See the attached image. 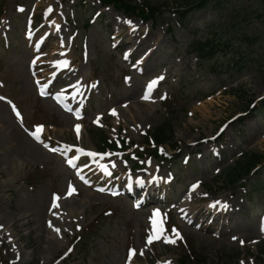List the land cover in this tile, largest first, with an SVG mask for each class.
I'll list each match as a JSON object with an SVG mask.
<instances>
[{"label": "rangeland", "instance_id": "1", "mask_svg": "<svg viewBox=\"0 0 264 264\" xmlns=\"http://www.w3.org/2000/svg\"><path fill=\"white\" fill-rule=\"evenodd\" d=\"M32 1L35 0H6V3L8 6L20 2L31 5L30 2ZM232 1L235 5L245 2V0ZM147 2L162 7L165 5L166 1L147 0ZM259 6L261 7L260 4ZM259 6L257 7L260 8ZM88 7L89 6H80L76 10L77 21L81 24L86 22L91 17V14L87 20L82 17L83 14L88 11ZM251 7L252 8L248 10V13H246L245 16L243 12L239 10L241 17L244 16L246 20V22L242 25V28L238 27L235 30V26L230 25L229 29L231 30L233 38L236 37L237 34L238 36L231 49L224 53V55H242V62L244 65L242 72L234 73L233 83L232 81H229V74H227V76L225 75L217 78L214 83H197L193 87L194 89H189L186 92L187 96H183V102L184 100L187 101V107H185L184 110L175 112L172 115L173 117L170 119L165 118L163 115H159L157 123L154 127H157L156 129L161 127L166 130H170L167 132V136L172 137V140H175V138L177 139V137H183L187 140H195L197 139L198 133H201V131L213 129L214 132L221 123L246 109L244 101H252L259 96L264 95V34L260 18L263 8H260V11H257L254 2H252ZM226 11L227 10H223V8L214 11L212 5H208V7L198 11L195 18H192V24L196 26V30H186L181 32L176 31L178 39L185 41L188 40V38L191 39L194 34L202 35L204 29L209 26L211 27L215 25L217 27H222L223 15L225 16L224 28L229 23L227 18L229 13ZM253 12L260 14L256 15ZM90 13H93V11H90ZM105 17L106 23L113 19L110 14H107ZM90 30L93 33L92 36L85 32H80L79 44L83 38H87L90 44V52L92 53L90 58H93L94 63L96 62V59L98 61L101 60L98 65L103 64L108 60L107 55L110 53L107 34L104 32V27L101 25L91 26ZM13 35L16 43L15 49L10 53H5L0 49V81L5 83V85L7 83L9 84V91L14 93L15 98L21 103L23 109H25L36 105L37 102L32 97L33 88L27 73V53L23 52L21 47H18L17 44V42L20 41V32L17 28H15ZM221 50L223 51V47H221ZM223 56L210 61L208 68L212 73L216 71L219 72L220 69H225L226 63L224 62ZM157 57L158 62L155 63V65L164 61V58L161 55ZM116 63L117 61L114 59L107 65H101L102 73L105 77H110V73L115 68ZM214 64L216 68H213L212 65ZM231 83L232 85H230ZM223 84H228L230 86H228L229 90L222 95L221 98L217 99L218 97H215L205 102H212L213 104L210 107H207V104L205 103L200 107H195L197 100H203L204 92L208 90L214 91ZM114 86L115 85H109L107 89L101 86L100 89L102 90V94H96L94 96L95 102L97 103L96 105L99 107L98 111L105 112L108 107L113 106L120 100L121 96L119 94V89H114ZM197 91H201L203 93L198 94ZM122 92L126 93V90L122 89ZM242 92L246 93L245 99L240 98V94ZM130 101L131 103L135 102V100ZM120 102L121 101H119V103ZM181 105L184 106L186 104L182 103ZM203 106L206 107L200 111L199 108ZM130 108L131 107H129V109ZM135 108H138V111L140 110L137 105H135ZM133 109L134 107L131 108L130 113H127L128 118L132 122H140L143 126L146 125V123H149V116H151L150 112L139 115L136 113L138 112L136 111L137 109ZM188 109L194 110L196 116L188 119L185 114ZM4 114L8 117V111L6 108L4 109ZM130 120H124L125 128L129 129L127 135H129V137H133L135 132L131 129L132 126ZM110 125L114 126L115 122H110ZM195 128H198L199 131H194L197 130ZM110 132L111 130H106V133L110 134ZM244 132L245 139L241 149H248L257 152L258 154H264V113L260 116L250 117L244 127ZM95 134H98V132L93 129L91 130L90 128H87V132L84 134V137L87 136L88 143L90 145L94 144L92 145L93 147L97 144L95 136L98 135ZM230 135L231 134L228 135V138ZM70 136L71 133H69L68 137ZM21 138L25 141L23 136ZM233 142L235 146H237L236 141L234 140ZM0 156V169L3 171L5 177L15 176L18 172L20 173L19 167L21 166H23L22 169H26V171H28L31 166L35 168L41 164L47 165L45 171L47 174H49V172L54 173L45 161L47 159L45 154L42 155L44 160L41 161H33V159L27 156H21V158L16 156L14 153H11L10 157L4 153ZM230 162V159L229 161L227 159L222 165H226ZM56 163L61 169V164L58 162ZM193 163H197V161L194 158H191L188 168H190ZM201 168L205 169L206 164L203 163ZM31 173L34 174L33 169H31ZM47 174L45 173V178H48ZM194 174H202V172L197 171ZM22 175L23 172L21 171V176ZM253 180L256 181L257 178L253 177ZM261 180V193L254 194L253 199L255 201L264 202V173L262 174ZM52 182H54V180ZM223 182H225V180L220 179L219 183L223 184ZM207 185H212L213 189H216L214 187H218L215 184L213 186V184L209 182H207ZM37 193L38 195L36 196ZM42 193V191H37L34 195L27 198V200L32 201L37 205L36 210L34 209L35 204L28 207L29 210L31 212L33 210L37 216L34 217V219L30 218V220L33 221V228L38 230L37 233L41 234L43 239H37L34 234H31L29 239H27L26 236L28 233L25 230L20 233L19 237L22 238V243L25 245V251L20 257V261H17L16 264H52L60 257V255H62L68 244L73 239L69 238L66 241L61 236L56 237L52 232L48 234V231L44 228V217L47 205L44 204V201L43 203L40 202L41 200H44L46 196L43 197ZM222 194H225V192ZM11 195L15 197V200L24 199L26 197L23 192H16V194L12 192ZM13 196H11V198H8L9 196H7L6 198L13 200ZM78 202L79 204L73 203L70 205L73 210L68 208L71 215L66 219L62 228L68 232L75 231L76 235H82L84 239L78 244L75 253L66 264H78L81 261L87 260L90 261L88 264H97L91 262V259L95 258L101 259L103 264H122L127 240H138L139 235L143 231V218L141 215L137 212H133L131 208L126 206V201L113 200L107 196L105 198H101L89 193L88 195L82 197ZM14 206L17 207L15 203ZM108 210H111L113 214L105 215V212ZM259 210V208L252 210L251 206L247 214H245L247 222H250L252 219L253 226L256 224L255 217L259 213ZM19 211L20 210L15 212ZM76 231L81 232L78 233ZM91 231H93L94 234L91 235ZM49 236L57 238V244L54 247V251H49V249L46 251V242H48ZM45 238L47 239L44 240ZM191 241L196 243V247L202 252L200 254L203 255L204 259L207 258L210 264H221L223 262L227 264H242V262L243 264H264V257H261L260 255L261 249L263 248L261 244L251 246L250 249H243L239 242H232L228 237H219L218 239H215L207 235L200 238L191 236ZM30 242L33 245H30ZM236 255L237 258H239L238 262L237 259H234Z\"/></svg>", "mask_w": 264, "mask_h": 264}, {"label": "bare ground", "instance_id": "2", "mask_svg": "<svg viewBox=\"0 0 264 264\" xmlns=\"http://www.w3.org/2000/svg\"><path fill=\"white\" fill-rule=\"evenodd\" d=\"M0 141H1V137H0ZM11 141L17 142L16 147H14V154L17 152L18 154L26 155V153L29 152V148L22 141L19 140V137L15 131H12L9 134L5 135V139H3L4 143L11 142ZM9 154H11V153H9ZM0 224H1V222H0ZM6 226H7V224H6ZM7 231H9V229ZM0 235H1L2 239L7 238L6 235H3V234H0Z\"/></svg>", "mask_w": 264, "mask_h": 264}, {"label": "snow or ice", "instance_id": "3", "mask_svg": "<svg viewBox=\"0 0 264 264\" xmlns=\"http://www.w3.org/2000/svg\"><path fill=\"white\" fill-rule=\"evenodd\" d=\"M20 10L23 11V9H20ZM162 78L163 77H160V79H162ZM152 83L155 84V83H157V81H153ZM0 99H2V98H0ZM16 114H17V116H20V113L19 112H17ZM113 114H115V113L113 112ZM41 131H42V126H37L36 131L34 133V137H35V139L37 141H40V133H41ZM45 147H47V145H45ZM89 155H95V153H89ZM69 163H71V161H69ZM108 174H110V173H108ZM141 183H143V181H141ZM69 187L72 188L71 185ZM196 187H197V185H194L193 186V189L195 190ZM72 191H74V189H72ZM56 199H59V197H56ZM210 206L213 207V208H215V207H217V203H213ZM222 206L223 207H227L226 205H222ZM156 215L159 216V212H157ZM153 223H155V221H153ZM157 235H159V232L157 233ZM177 235H178V233H177ZM169 242H174V241H169Z\"/></svg>", "mask_w": 264, "mask_h": 264}]
</instances>
